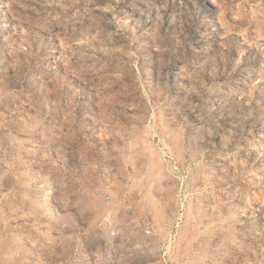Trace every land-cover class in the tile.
<instances>
[{"label": "rangeland", "instance_id": "obj_1", "mask_svg": "<svg viewBox=\"0 0 264 264\" xmlns=\"http://www.w3.org/2000/svg\"><path fill=\"white\" fill-rule=\"evenodd\" d=\"M0 264H264V0H0Z\"/></svg>", "mask_w": 264, "mask_h": 264}]
</instances>
